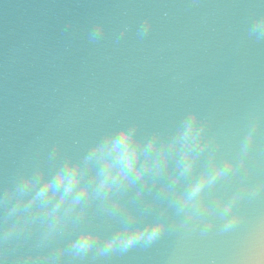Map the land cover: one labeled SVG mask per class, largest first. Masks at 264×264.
<instances>
[{"label": "water", "instance_id": "obj_1", "mask_svg": "<svg viewBox=\"0 0 264 264\" xmlns=\"http://www.w3.org/2000/svg\"><path fill=\"white\" fill-rule=\"evenodd\" d=\"M0 264H264V0H0Z\"/></svg>", "mask_w": 264, "mask_h": 264}]
</instances>
